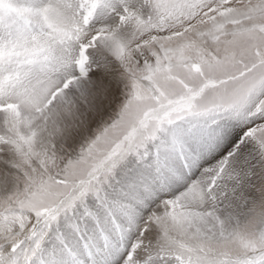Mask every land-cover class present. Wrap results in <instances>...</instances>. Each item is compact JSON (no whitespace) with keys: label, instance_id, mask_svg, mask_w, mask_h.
I'll use <instances>...</instances> for the list:
<instances>
[{"label":"snow or ice","instance_id":"snow-or-ice-1","mask_svg":"<svg viewBox=\"0 0 264 264\" xmlns=\"http://www.w3.org/2000/svg\"><path fill=\"white\" fill-rule=\"evenodd\" d=\"M0 264H264V0H0Z\"/></svg>","mask_w":264,"mask_h":264}]
</instances>
